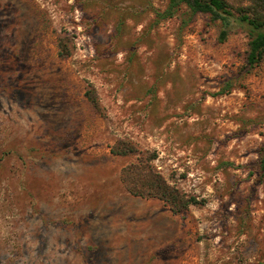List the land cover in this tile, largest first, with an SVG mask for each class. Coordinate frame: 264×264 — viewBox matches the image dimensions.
<instances>
[{"label":"rangeland","instance_id":"374dc122","mask_svg":"<svg viewBox=\"0 0 264 264\" xmlns=\"http://www.w3.org/2000/svg\"><path fill=\"white\" fill-rule=\"evenodd\" d=\"M225 1L220 42L168 0H0V264H264V57ZM132 166L202 205L130 195Z\"/></svg>","mask_w":264,"mask_h":264},{"label":"trees","instance_id":"16d2710c","mask_svg":"<svg viewBox=\"0 0 264 264\" xmlns=\"http://www.w3.org/2000/svg\"><path fill=\"white\" fill-rule=\"evenodd\" d=\"M181 5L193 14H208L212 20L220 21L223 28L219 33V41L222 42L226 39L228 19L232 17L233 13L225 0H168L165 17L170 18ZM236 13L237 20L243 23L248 30L247 64L250 67L257 66L264 57V0H248L246 4L237 8ZM58 54L60 57L67 56L61 46H59ZM85 96L93 108H99L95 96L90 91H87ZM120 148L111 149V154L125 156L135 153L132 148L124 147L123 144ZM133 168L136 166L122 172L123 184L130 195L160 200L174 215L183 214L190 206L202 205L203 201L189 197L176 188L170 187L158 175L151 172L145 173L144 170L141 173L134 172ZM259 168L264 173V156L259 161Z\"/></svg>","mask_w":264,"mask_h":264}]
</instances>
